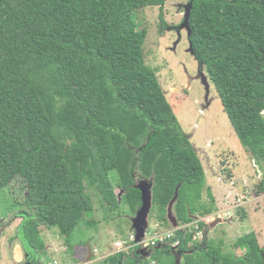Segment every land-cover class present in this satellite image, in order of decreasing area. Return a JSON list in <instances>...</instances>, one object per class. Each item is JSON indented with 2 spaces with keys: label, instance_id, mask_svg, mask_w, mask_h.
Here are the masks:
<instances>
[{
  "label": "trees",
  "instance_id": "obj_1",
  "mask_svg": "<svg viewBox=\"0 0 264 264\" xmlns=\"http://www.w3.org/2000/svg\"><path fill=\"white\" fill-rule=\"evenodd\" d=\"M165 3L0 0V191L15 179L24 183L23 204L35 213L19 215L27 261L39 262L45 248L41 226L55 228L70 249L72 234L91 211V193L106 218L123 204L135 216L141 207L135 186L144 180L151 185L149 218L160 227H169L167 207L177 191L172 212L178 228L142 253L134 246L101 264H177L175 252L182 255L180 264H264L253 232L232 245L239 256L224 253L221 241L194 242L206 225L199 219L217 213L216 201L146 64V31L138 29L134 16ZM190 5L193 57L204 67L240 146L262 167L264 0H190ZM111 172L117 175L115 187ZM116 189L123 191L119 201ZM254 194L264 195V168Z\"/></svg>",
  "mask_w": 264,
  "mask_h": 264
},
{
  "label": "rangeland",
  "instance_id": "obj_2",
  "mask_svg": "<svg viewBox=\"0 0 264 264\" xmlns=\"http://www.w3.org/2000/svg\"><path fill=\"white\" fill-rule=\"evenodd\" d=\"M189 6L190 0H166L162 9L143 8L134 16L138 29L146 31L143 44L146 64L155 71L167 101L200 159L206 189H210L216 201L217 213L205 222L194 242L201 243L203 238L215 243L221 241L224 253L239 256L242 253L234 251L232 245L240 236L253 232L264 250V195L254 194L264 165L256 164L240 146L204 67L193 57L186 24ZM110 180L115 187V172L110 173ZM115 193L119 201L123 191L116 189ZM91 194V211L72 234L70 249L67 251L68 247L55 228L41 226L40 238L45 248L37 255L39 262L27 261L20 232L23 218L19 215L24 211L35 217V213L23 204V181H12L7 189L0 191V263H8L15 245L21 246L19 264H101L106 257L119 253L116 243L128 240L135 216L128 205L123 204L106 218L98 198ZM207 201L204 191L203 202ZM149 217L150 211L144 224L149 229L146 239L152 237L151 232L166 237L174 231L170 224L168 228L160 227ZM87 246L96 251L88 262L85 260ZM176 247L177 244L173 245L174 250ZM175 254L180 264L182 255Z\"/></svg>",
  "mask_w": 264,
  "mask_h": 264
},
{
  "label": "water",
  "instance_id": "obj_3",
  "mask_svg": "<svg viewBox=\"0 0 264 264\" xmlns=\"http://www.w3.org/2000/svg\"><path fill=\"white\" fill-rule=\"evenodd\" d=\"M190 7L191 5L189 6L188 15H189ZM188 15H187V19H188ZM187 19H186V24H187ZM135 188L138 189L141 194V207L137 211L134 219L132 220V231L134 232L135 242L139 243L145 237L146 228L144 227V224L146 222V219L149 215V211L151 209V185L147 181L142 180L136 184ZM176 198H177V191L175 192V196L173 200L169 203L167 207V220L173 229L178 228V223L175 217L173 216V212H172V206ZM193 218L195 219V217ZM87 249H88L89 257L86 259V262H88L90 258L92 257L91 250L89 249L88 246H87Z\"/></svg>",
  "mask_w": 264,
  "mask_h": 264
},
{
  "label": "built area",
  "instance_id": "obj_4",
  "mask_svg": "<svg viewBox=\"0 0 264 264\" xmlns=\"http://www.w3.org/2000/svg\"><path fill=\"white\" fill-rule=\"evenodd\" d=\"M210 219H211V217H206V218L201 219V222H207L208 223ZM167 236H169V235H167ZM166 237L163 235H155L154 237H150L149 239H146V237H145L141 242L136 243L135 237L133 235L129 238V240L127 242H119V243H116L117 245L116 244L115 245H116V248H118V250L120 251L119 253L128 252L134 246L139 247V252L141 251L140 253H142V252L146 251V249H148L149 247H154V246H156L157 243H162ZM132 242L134 243V245H131ZM114 250H115V248H114ZM95 253H96V251L94 250L92 252V254L94 255Z\"/></svg>",
  "mask_w": 264,
  "mask_h": 264
},
{
  "label": "crops",
  "instance_id": "obj_5",
  "mask_svg": "<svg viewBox=\"0 0 264 264\" xmlns=\"http://www.w3.org/2000/svg\"><path fill=\"white\" fill-rule=\"evenodd\" d=\"M9 227H12L11 225H9ZM109 249H111V248H109ZM13 251V254H12V257H11V259H7V261H8V263L7 264H19L20 263V257H21V246L19 247V245H15V247H14V249L12 250ZM89 257V256H88ZM87 257V258H88ZM86 258V259H87ZM93 257H91L90 258V260L92 259ZM85 259V260H86ZM95 260V259H94ZM5 261V260H4ZM0 264H2V262L0 263Z\"/></svg>",
  "mask_w": 264,
  "mask_h": 264
},
{
  "label": "clouds",
  "instance_id": "obj_6",
  "mask_svg": "<svg viewBox=\"0 0 264 264\" xmlns=\"http://www.w3.org/2000/svg\"><path fill=\"white\" fill-rule=\"evenodd\" d=\"M174 230H176V229H174ZM145 238V237H144ZM91 253H92V251H91ZM92 256H93V254H92Z\"/></svg>",
  "mask_w": 264,
  "mask_h": 264
}]
</instances>
